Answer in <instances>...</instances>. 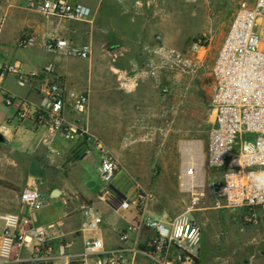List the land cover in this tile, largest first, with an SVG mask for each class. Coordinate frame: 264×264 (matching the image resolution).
<instances>
[{"label":"crops","instance_id":"1","mask_svg":"<svg viewBox=\"0 0 264 264\" xmlns=\"http://www.w3.org/2000/svg\"><path fill=\"white\" fill-rule=\"evenodd\" d=\"M28 1L0 0L4 16L0 19V65L17 63L37 72L50 67L54 76H48L49 81L59 80L67 90L87 94L89 105L84 114L67 108L64 116L87 129L89 135L80 134L72 141L61 136L51 139L45 122L35 114L26 120L27 138L23 136L16 141V133L1 126L0 140L9 147L27 149L32 155L26 185L36 180L46 199L43 208L32 214V221L42 227L52 222L58 224L56 247L65 236L81 252L83 242L96 237L104 241L108 250H115L123 243L114 230L127 229L140 211L135 206L122 210L112 203L116 196L106 190L113 186L126 196L132 181L133 200L121 199L130 202L140 196L148 199L150 194L143 192L148 183V154L160 144L167 150L180 144L174 115L180 106V28L186 21L195 20L197 0H68L92 10L88 22L38 15L26 9ZM23 34L40 41L51 35L65 38L76 48L89 47L90 58L79 60L50 54L41 45L19 49L17 42ZM14 85L24 91L19 93ZM4 91L33 105L41 102L39 82L21 87L9 78ZM14 105L19 107L18 103ZM88 138L98 140L121 163L113 182L101 188L97 197L89 186L94 170L100 176V160L96 150L89 151L92 147ZM100 180L103 182L101 176ZM55 190L61 195L53 198ZM19 195L0 185V217L21 210ZM212 199L218 204L212 212L197 209L189 214L201 228L195 264H264V210H231ZM98 203L105 208L98 210L95 207ZM86 205L94 206L104 218V225L97 232L81 231L82 209ZM220 208L226 210L219 211ZM186 210L172 217L181 216ZM167 215L155 217L164 219ZM215 216H224L226 222L217 226L213 222ZM2 225L1 222L0 231ZM130 237L135 240L136 234ZM147 263L143 258L136 262Z\"/></svg>","mask_w":264,"mask_h":264},{"label":"built area","instance_id":"2","mask_svg":"<svg viewBox=\"0 0 264 264\" xmlns=\"http://www.w3.org/2000/svg\"><path fill=\"white\" fill-rule=\"evenodd\" d=\"M26 9L44 17L73 22H88L92 17L88 6L68 0H30ZM38 45L47 53L69 59L90 58L89 47L76 48L67 39L55 35L40 41L33 35L23 34L17 42V47L23 50ZM50 75L54 76L50 67L37 72L17 63L2 64L0 100L7 106L18 103L20 120L38 115L51 139L61 136L72 141L80 134L89 135L87 129L64 116L67 108L84 114L89 105L88 95L67 90L59 80L49 81ZM212 76L214 120L201 167L194 161V154L186 156L179 147L181 189L191 196L185 214L156 218L146 211V197L140 196L135 202L114 197L122 210L135 206L140 211L127 229L114 230L123 245L111 251L102 239L94 237L86 239L83 250L77 252L76 243L65 236L55 246V232L60 229L55 222L47 227L34 225L32 214L43 208L46 199L38 182L31 180L19 195L21 210L0 217L3 224L0 264H136L138 258L147 264H195L194 252L201 241V228L189 214L207 197L217 199L231 210H264V0H241L236 5ZM9 78L21 87L39 82L40 104L33 105L6 93L4 83ZM87 141L92 147L89 151L98 152L100 176L109 187L121 170V163L98 140L88 138ZM186 165L191 178L184 177ZM82 217L83 232H97L104 225L102 214L92 205L83 207ZM130 234H136V239L132 240Z\"/></svg>","mask_w":264,"mask_h":264},{"label":"rangeland","instance_id":"3","mask_svg":"<svg viewBox=\"0 0 264 264\" xmlns=\"http://www.w3.org/2000/svg\"><path fill=\"white\" fill-rule=\"evenodd\" d=\"M240 1L197 0L195 20L186 21L187 24L180 28V106L179 111L175 110L174 114L176 116L175 126L179 130L178 141L180 140V144H175L170 150H167V147H161L160 144L155 151L150 152L147 156L146 178L148 183L143 192L150 194L145 208L154 217L163 213L176 216L182 214L190 206V194L181 189L179 147L183 142H196L201 146L202 158L205 156L208 132L214 120L211 69L232 21L236 5ZM3 17V12H0V19ZM18 51L19 49H16V52ZM14 86L19 93L24 91V89ZM17 112V105L7 106L0 100V127H9L16 133V141H19L23 136L27 138L25 128L27 122L26 120L21 121ZM14 143L20 145L18 142ZM31 150L32 148H30ZM31 162L32 155L27 149L9 147L3 142V139L0 140V185L11 192L14 191L15 195L21 194L30 177ZM134 184L132 181L129 182L130 191L125 196L130 201L134 198L130 194ZM89 187L95 197L98 196L101 188L106 187L95 170ZM112 203L119 205V200L112 199ZM217 205L215 200L207 197L197 209L212 212ZM95 207L100 211L105 208L99 203ZM227 216L229 217V215ZM213 222L218 226L226 220L224 216L223 218L215 216ZM211 231L209 230V232Z\"/></svg>","mask_w":264,"mask_h":264},{"label":"bare ground","instance_id":"4","mask_svg":"<svg viewBox=\"0 0 264 264\" xmlns=\"http://www.w3.org/2000/svg\"><path fill=\"white\" fill-rule=\"evenodd\" d=\"M181 148L185 152L186 156H188L190 154L193 157V154H194L195 155V159H196L194 161H196L199 164V166L201 167L202 154H201V146H200V144H198L196 142H183L181 144ZM187 171H188V165H186L184 167V177L185 178H191L189 175H187ZM198 176H199L200 179L202 178L201 171H199Z\"/></svg>","mask_w":264,"mask_h":264},{"label":"water","instance_id":"5","mask_svg":"<svg viewBox=\"0 0 264 264\" xmlns=\"http://www.w3.org/2000/svg\"><path fill=\"white\" fill-rule=\"evenodd\" d=\"M106 191L113 192V193L117 194L118 196H120L122 199H125V196L113 186H110ZM60 195H61V192L58 190L53 191L51 194V196L53 198L59 197Z\"/></svg>","mask_w":264,"mask_h":264},{"label":"flooded vegetation","instance_id":"6","mask_svg":"<svg viewBox=\"0 0 264 264\" xmlns=\"http://www.w3.org/2000/svg\"><path fill=\"white\" fill-rule=\"evenodd\" d=\"M112 193V195L114 196H116V197H118V198H121L120 196H118L117 194H115V193H113V192H111Z\"/></svg>","mask_w":264,"mask_h":264}]
</instances>
